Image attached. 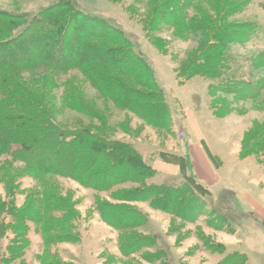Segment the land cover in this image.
<instances>
[{
	"label": "rangeland",
	"instance_id": "obj_1",
	"mask_svg": "<svg viewBox=\"0 0 264 264\" xmlns=\"http://www.w3.org/2000/svg\"><path fill=\"white\" fill-rule=\"evenodd\" d=\"M183 1L184 14L215 32L231 27L227 53L239 77L264 74V0H0V10L29 18L56 4L71 15L76 4L97 24L130 38L164 91L172 126L155 127L121 108L77 70L39 69L16 83L42 98L60 126L95 129L132 143L155 170L148 183L172 189L186 184L199 199L193 213L170 211L154 195L135 192L132 183L99 192L67 177H35L24 163L0 155L2 207L27 214L39 201L62 203L39 220L26 216L16 224L3 215L0 264H264V91L250 98L198 73L212 33L205 26L192 29L191 20L183 23L168 11L167 4ZM80 22L77 35L84 33ZM250 26L259 31L244 43L243 29ZM124 197L136 200L121 201ZM101 203L137 212L143 223L119 230L104 221Z\"/></svg>",
	"mask_w": 264,
	"mask_h": 264
},
{
	"label": "trees",
	"instance_id": "obj_2",
	"mask_svg": "<svg viewBox=\"0 0 264 264\" xmlns=\"http://www.w3.org/2000/svg\"><path fill=\"white\" fill-rule=\"evenodd\" d=\"M73 6L75 11L71 15L62 11L61 4H56L32 18L0 10V155L24 163L35 177H67L99 192L132 183L138 186L135 192L154 195L156 201L163 202L164 209L179 211L186 208L187 212L193 213L199 204L193 187L181 184L172 189L148 183L155 170L143 161L132 143L110 138L95 129L60 126L42 98L16 83V78L23 73L39 69L63 73L77 70L101 95L114 100L121 108L148 120L155 127L172 126L164 91L144 54L135 49L123 32L115 29L116 33H112L108 24H97L96 18L76 4ZM167 6L168 11L183 23L191 20L192 29L205 26L208 33H212L205 59L195 67L200 75L216 80L218 86L228 92L250 98L262 95L264 74L254 79L239 77L240 69L234 67L228 57L227 45L232 42L229 39L233 35L229 31L231 27L215 32L214 26L204 25L198 18L184 14L188 8L184 1L177 6ZM80 21L84 24L83 28L79 27L81 33L84 31L83 35L74 32ZM243 30L242 38L248 43L254 40L259 28L250 26ZM107 42L120 44L108 47ZM130 84L145 88V92L134 91ZM149 117L161 122L154 120L153 124ZM185 166L190 171L193 169L191 158L187 157ZM120 200L132 202L136 199L124 197ZM38 204L27 214L0 205V219L8 214L15 223L24 221L26 216L39 220L43 214L57 211V206L62 203L55 206L39 201ZM98 207L104 221L119 230L133 229L143 223L137 212L123 207L106 203L98 204ZM15 231L20 232V229ZM10 255V259H15L16 253L11 251ZM4 260L7 261L3 259L2 262Z\"/></svg>",
	"mask_w": 264,
	"mask_h": 264
},
{
	"label": "crops",
	"instance_id": "obj_3",
	"mask_svg": "<svg viewBox=\"0 0 264 264\" xmlns=\"http://www.w3.org/2000/svg\"><path fill=\"white\" fill-rule=\"evenodd\" d=\"M190 155H191V158L193 159V161H194V163H196V161L194 160L195 158H194V156H193V154L190 152ZM195 166V171H196V174L198 175V173H197V170H196V167H197V163L196 164H194ZM161 166V165H160ZM160 169V168H159Z\"/></svg>",
	"mask_w": 264,
	"mask_h": 264
}]
</instances>
